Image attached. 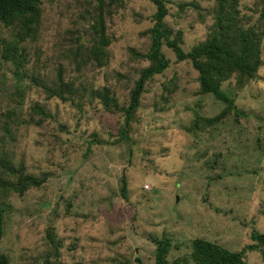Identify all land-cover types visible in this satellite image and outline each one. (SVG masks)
Wrapping results in <instances>:
<instances>
[{"label":"rangeland","instance_id":"1","mask_svg":"<svg viewBox=\"0 0 264 264\" xmlns=\"http://www.w3.org/2000/svg\"><path fill=\"white\" fill-rule=\"evenodd\" d=\"M163 1L170 39L180 31L186 52L210 40L220 7L251 30L241 43L254 66L250 80L233 75L222 84L234 110L201 94L191 62L176 61L166 45L167 66L148 78L128 123L121 109L88 101L87 92L108 86L120 106L128 104L131 86L150 66V0H39L37 35L21 43L16 27L0 24V53L17 41L29 61L19 75L0 65V115L16 113L0 119V253L10 264H155L151 239L163 237L169 264H191L194 239L241 251L253 243L252 230L264 234V0H237L236 9L230 0ZM98 6L109 62L100 68L90 61L77 72L69 53L90 47ZM59 74L87 91L85 104L46 97L43 86ZM36 103L47 114L39 126ZM223 111L231 112L215 127L191 131L197 116L217 119ZM44 173L40 187L15 192L18 175ZM244 257L263 264L258 251Z\"/></svg>","mask_w":264,"mask_h":264},{"label":"trees","instance_id":"2","mask_svg":"<svg viewBox=\"0 0 264 264\" xmlns=\"http://www.w3.org/2000/svg\"><path fill=\"white\" fill-rule=\"evenodd\" d=\"M150 1L153 2L156 7V13L153 17L154 24L148 31L151 39L150 46L145 55V57L150 60V66L141 71L139 78L134 82V85L131 86L129 90V101L126 106L121 105L123 106L121 107L119 105L116 97L112 95L113 90L108 86H104L98 90L91 89V92H87L84 88L75 87L73 80L64 82L61 74H59L56 83L53 81L51 85L43 86L46 97L49 99L58 98L63 103L74 102L75 100L84 103L83 100H86L85 96L87 97V93H89V102L98 99L105 110L113 109L114 112L115 109H121L119 111L123 114V119L128 123L133 119L134 112L140 105V98L144 92V87L148 78L160 73L167 66L166 63L168 60L161 52V47L166 45V47L171 49L174 53L176 61L182 62L188 60L191 62L192 68L199 76V92L201 94H212L217 100L224 104L227 103V106L231 108L234 100L223 91L222 84L233 75H236V77L238 76V81L239 75H242L243 81L245 79L250 80L252 76L251 73L254 71V66H252V62L247 63L248 54L245 50L246 45L241 43L244 42V44H246L250 41L251 30L248 29V27H243L236 23L235 12L231 13L229 10L220 7L215 11V29L210 32V40H205L203 43L186 52L181 47L182 33L180 31H176L175 37L170 39L173 29L169 23L164 21L167 14L164 1ZM224 1L226 0H222V2ZM227 1L229 2V0ZM230 1L229 5L236 9V4H234V2L237 0ZM236 3L238 5V2ZM184 8L185 5L180 6L181 12ZM39 11V0H0V24H4L5 27H16L19 43L25 42L28 37L34 40L39 27L37 22ZM97 13V15L92 16L93 24L91 28L95 30V32L91 39L90 47H85L86 49L83 53L80 48H77L72 54L69 53L70 63L75 64L74 70L77 72L81 70L82 66L89 64L90 61L100 68L106 66L109 62L107 48L110 44V39L106 37L105 19L99 6L97 8ZM261 20L264 24V14ZM27 53V49L19 48L17 41L7 43L3 46L2 53H0V65H13L15 67V74L19 75L20 70H25L29 62L27 61ZM117 78L125 79L127 83L129 80L128 77L120 74L117 75ZM242 84L244 85V83ZM242 84L240 86H243ZM231 109L234 110V108ZM31 110L36 115L40 114L41 118L37 121L35 120V123L37 126L41 125L47 116L45 109L36 103L31 107ZM230 112L231 111H223L221 113L222 117H217V119L214 117L206 119L197 116L193 121L194 127L191 131H202L213 128ZM240 113L245 115L243 112ZM15 115L16 113L7 111L3 117L0 115V119H5L7 116L6 120L10 122V120L14 119ZM126 133H128V130H126ZM127 138V134H124L119 140L125 142ZM119 140L118 142H120ZM48 177L49 175L47 173L42 174L40 177L20 174L18 175L17 183H14V190L19 194H23L31 187H40L43 185ZM121 192H126L125 182L122 185ZM3 235L4 220L0 210V241ZM251 238L253 243L247 245L245 250L241 251H230L203 238L194 239L190 246V262L191 264H248L244 257L245 251H258L261 254L264 264V234L252 230ZM49 239L53 243L52 236H49ZM151 241L155 245V264H169L167 255L171 248L170 240L167 237H163L160 239L152 238ZM0 264H10L9 258L2 253H0ZM46 264H49V261L46 262Z\"/></svg>","mask_w":264,"mask_h":264},{"label":"built area","instance_id":"3","mask_svg":"<svg viewBox=\"0 0 264 264\" xmlns=\"http://www.w3.org/2000/svg\"><path fill=\"white\" fill-rule=\"evenodd\" d=\"M148 188V186H145V189Z\"/></svg>","mask_w":264,"mask_h":264}]
</instances>
